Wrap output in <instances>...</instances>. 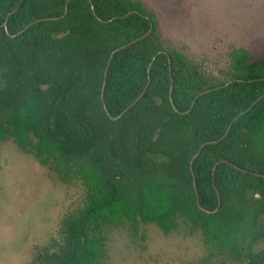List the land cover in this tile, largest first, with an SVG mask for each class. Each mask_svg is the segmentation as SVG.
Instances as JSON below:
<instances>
[{
    "label": "trees",
    "instance_id": "obj_1",
    "mask_svg": "<svg viewBox=\"0 0 264 264\" xmlns=\"http://www.w3.org/2000/svg\"><path fill=\"white\" fill-rule=\"evenodd\" d=\"M1 138L84 189L38 264H103L125 220L264 264V50L217 76L139 0H0Z\"/></svg>",
    "mask_w": 264,
    "mask_h": 264
},
{
    "label": "rangeland",
    "instance_id": "obj_2",
    "mask_svg": "<svg viewBox=\"0 0 264 264\" xmlns=\"http://www.w3.org/2000/svg\"><path fill=\"white\" fill-rule=\"evenodd\" d=\"M154 12L164 43L200 61L210 73L228 69L235 49L264 50V0H139ZM154 158H162L154 155ZM80 183L0 139V264H38L44 246L62 238L61 223L83 205ZM106 229L103 264H245L211 254L199 235H165L153 223L125 220ZM264 246V238L256 249ZM36 261V262H35Z\"/></svg>",
    "mask_w": 264,
    "mask_h": 264
},
{
    "label": "water",
    "instance_id": "obj_3",
    "mask_svg": "<svg viewBox=\"0 0 264 264\" xmlns=\"http://www.w3.org/2000/svg\"><path fill=\"white\" fill-rule=\"evenodd\" d=\"M150 25H151V24H150ZM254 197H256V198H257V197H258V195L256 194V195H254Z\"/></svg>",
    "mask_w": 264,
    "mask_h": 264
},
{
    "label": "flooded vegetation",
    "instance_id": "obj_4",
    "mask_svg": "<svg viewBox=\"0 0 264 264\" xmlns=\"http://www.w3.org/2000/svg\"><path fill=\"white\" fill-rule=\"evenodd\" d=\"M262 248V247H261Z\"/></svg>",
    "mask_w": 264,
    "mask_h": 264
}]
</instances>
